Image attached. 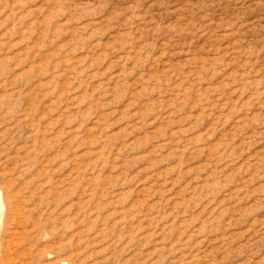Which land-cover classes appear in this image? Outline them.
I'll list each match as a JSON object with an SVG mask.
<instances>
[{
    "label": "rangeland",
    "instance_id": "rangeland-1",
    "mask_svg": "<svg viewBox=\"0 0 264 264\" xmlns=\"http://www.w3.org/2000/svg\"><path fill=\"white\" fill-rule=\"evenodd\" d=\"M0 264H264V0H0Z\"/></svg>",
    "mask_w": 264,
    "mask_h": 264
},
{
    "label": "bare ground",
    "instance_id": "bare-ground-1",
    "mask_svg": "<svg viewBox=\"0 0 264 264\" xmlns=\"http://www.w3.org/2000/svg\"><path fill=\"white\" fill-rule=\"evenodd\" d=\"M2 207H3V203H2L1 196H0V211L2 210Z\"/></svg>",
    "mask_w": 264,
    "mask_h": 264
}]
</instances>
